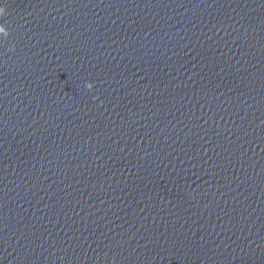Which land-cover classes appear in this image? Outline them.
I'll return each instance as SVG.
<instances>
[{"label": "water", "instance_id": "water-1", "mask_svg": "<svg viewBox=\"0 0 264 264\" xmlns=\"http://www.w3.org/2000/svg\"><path fill=\"white\" fill-rule=\"evenodd\" d=\"M0 9V264H264V0Z\"/></svg>", "mask_w": 264, "mask_h": 264}, {"label": "clouds", "instance_id": "clouds-1", "mask_svg": "<svg viewBox=\"0 0 264 264\" xmlns=\"http://www.w3.org/2000/svg\"><path fill=\"white\" fill-rule=\"evenodd\" d=\"M2 13H3V10L0 9V14H2ZM0 34H4V35L7 34L6 31H5V29L2 26H0ZM86 86L87 87H91L90 85H86Z\"/></svg>", "mask_w": 264, "mask_h": 264}]
</instances>
